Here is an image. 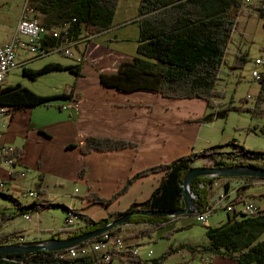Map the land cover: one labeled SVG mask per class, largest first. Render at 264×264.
<instances>
[{"label":"trees","instance_id":"trees-1","mask_svg":"<svg viewBox=\"0 0 264 264\" xmlns=\"http://www.w3.org/2000/svg\"><path fill=\"white\" fill-rule=\"evenodd\" d=\"M119 3L120 0L26 1L28 8L42 16L40 17L41 23L47 28L70 23L72 40L87 34L95 37L111 30ZM245 3L246 0H141L138 5L139 35L136 54L131 56L114 51L110 56H107L110 57L108 60L110 62H107V57L102 62L98 61L96 66L100 73L101 83L122 92L146 89V91L160 93L166 98L204 99L209 108L214 107L215 98L222 96V92L216 88V85L220 79L225 53H227L230 38H232L235 23H237L238 13ZM253 6L264 20V0ZM262 25L264 29V23ZM53 43L54 41H52ZM246 61V54L239 53L236 59L237 68H242ZM81 64L64 65L50 62L39 69L24 67L23 70L25 75L31 79H37L54 70H69L80 77L82 75ZM261 82L264 87V72ZM70 94L69 92L57 96L39 95L18 83L15 86H6L2 89L0 104L6 106L11 115L23 108L50 105L51 100L71 97ZM231 109L233 107L218 109L217 112L204 115L198 120L212 122L220 117L225 118ZM237 110H241V108ZM258 111L261 113L264 110L258 108L254 110L256 113ZM73 146L79 147L83 154H89L95 150H118L127 146H135V144L125 139L88 136L78 140L75 145H71V147ZM201 159L207 160V167L233 165L264 167V164L254 163L256 160L264 161V150H250L241 143L231 141L212 145L199 152H192L176 158L169 163L141 170L127 180L126 184L113 197L104 198L94 193H90L87 197L97 205L108 207L141 176L161 172L163 173L161 183L154 189L150 198L145 202H134L128 209L118 212L111 211L108 216L99 220L82 212L80 208L72 209L48 198L34 199L28 204H23L15 195L0 192V195L5 196L18 209L17 212L3 217V219L9 221L19 215L37 213L50 207L61 206L66 208L68 213L70 212L68 218H72L73 212L78 214L83 226L68 234L59 230L49 237L71 239L79 234L102 228L136 209L177 211L182 209L185 204L182 180L185 174L193 168V163L195 162L197 165ZM80 175L83 176L84 171L81 170ZM218 179L226 180L224 185L227 192L230 190V181L233 179L253 182L264 179V177H196L193 180V191L199 205L197 213L205 212L210 207L209 188ZM36 189L40 191V184L36 185ZM175 218L178 217L137 214L110 231L112 235H116L123 232L124 226L138 227L139 230L128 237H142L164 228L169 221ZM140 225L143 227L140 228ZM169 234L171 233L166 235ZM206 234L209 240L208 245L203 248L194 247L192 249L194 252H208L210 255L230 258L238 264H264V211L262 209L256 215L237 212L221 226L207 227ZM16 237L24 238V235L18 230L4 232L0 234V244L22 243L16 241ZM94 240H96V236L75 247L81 248ZM175 250L170 248L166 253H172ZM58 251L41 250L28 254L16 252L5 256L0 255V264H98L103 260L102 256H96L94 253L70 258L56 257ZM62 251L66 252L67 250L63 249ZM118 254L117 256L130 261H141L138 255L129 252L121 251ZM111 262L106 263L110 264ZM159 263L161 261L155 259L153 264Z\"/></svg>","mask_w":264,"mask_h":264},{"label":"crops","instance_id":"crops-1","mask_svg":"<svg viewBox=\"0 0 264 264\" xmlns=\"http://www.w3.org/2000/svg\"><path fill=\"white\" fill-rule=\"evenodd\" d=\"M138 19L137 13L136 23ZM127 22L128 20L121 23L126 24ZM16 26L17 24L6 39L0 43V46L11 41ZM111 31L112 29L106 33L98 34L91 42L87 43L84 42L83 35L79 39L73 40L71 50L78 55L75 58L77 62L74 64L82 63V75L80 77L69 70H54L43 74L53 73L52 75H54L55 72H69L71 78L69 77L67 89L63 93L70 92L71 97L53 99L50 105L23 108L9 117L0 119V132L2 133L0 147L4 144L15 146L18 150L15 169H30L29 173L32 169V172H34L32 175L27 173L26 176L11 175L9 167L0 156V178L8 184L9 190L7 193L18 197L21 203L28 204L33 201V198L31 201L27 200L29 197L28 192L36 189L37 184H40V191L36 189L40 193V198L48 199L51 198L47 197L46 187L51 181L55 183L56 187L59 186L60 188H64L65 185L77 184L81 188L76 187L75 190L82 191L80 209L94 219L99 220L108 216L111 211H122L128 209L134 202H145L150 198L154 189L160 185L163 173L154 172L141 176L108 207L93 203V200L87 197L90 193L104 198L113 197L126 184L127 180L137 172L158 164L169 163L181 156L199 152L212 146L211 139L207 140V143H204L200 149L197 145L202 135V124L210 123L198 120L200 117L209 114V107L205 100L199 98H166L160 93L146 91V89L122 92L114 87H106L101 83L96 64L98 61L102 62L105 57L114 52L112 46L115 40L111 38ZM115 37L117 39V34ZM124 37V35L119 36L120 39ZM136 41L138 46V38ZM97 48L102 51L93 55L92 51L95 53L94 49ZM90 53L91 58L88 56ZM31 60L23 51L20 53L18 63L25 68H30L28 63ZM50 62L64 65L71 63L55 60L54 58L46 61V63ZM7 77L4 87L7 86L5 84ZM53 77L51 80L56 83V77ZM61 94L43 93L44 96ZM74 102L78 104L77 108H65L66 105ZM249 131L257 133L256 128L253 130L250 128ZM88 136L125 139L134 143L135 146H127L118 150H95L89 154H83L79 147H71L78 140ZM231 141L239 143L235 137L225 142ZM81 170L84 171L83 176L80 175ZM235 180L230 181V190L227 192L224 185L225 179L215 180L210 185V206L216 205L213 212L223 211L226 214L217 213V227L224 224L235 213H243L240 205L236 206L235 212L227 211L225 206L228 203L237 204L241 200L249 199L264 211V179L254 180L253 182L244 181L242 184ZM18 181H23L20 182L21 186L28 185L29 187L27 192H23V195L27 197L26 200H22L11 189V183ZM244 185L248 186L245 187ZM241 187L243 188L240 189ZM224 195L226 201L221 200ZM6 201L7 204L0 206V213L5 214L6 212L5 215L8 216L18 211L10 200L6 198ZM52 201L66 205L64 202ZM32 215L33 213L26 214L23 215V218L30 221ZM181 217L169 221L161 229H164V231L160 233V236L167 234L171 229L174 230L177 220ZM14 219L9 220V222ZM123 231L126 234L135 232L130 231L126 226H124ZM128 240L136 247L138 244L144 243L141 236H130ZM170 248L173 247L170 246ZM139 254L140 250H138V256L142 260ZM199 254L203 258L204 252L200 251ZM147 256H150L148 252ZM116 258L125 262V264H142L141 261H130L121 256H116L114 259ZM114 259L110 264H113ZM202 261L204 260L202 259ZM209 262L210 264H238L230 258L216 255H210ZM103 263L108 264L105 261L98 264Z\"/></svg>","mask_w":264,"mask_h":264},{"label":"rangeland","instance_id":"rangeland-1","mask_svg":"<svg viewBox=\"0 0 264 264\" xmlns=\"http://www.w3.org/2000/svg\"><path fill=\"white\" fill-rule=\"evenodd\" d=\"M26 1L27 0H0V43L14 30L26 6ZM140 1L141 0H120L118 4L116 12L117 18L114 21L116 25H113L114 27L110 34L111 38L115 40L112 47L114 51L118 50V53L122 52L131 56L136 54V40L139 35V27L138 23L135 22V18L137 17ZM260 2L261 0L246 2L238 13L237 23H235L232 38H230L227 53H225L220 79L216 85V88L222 92V96L215 98V106L209 108V113H215L218 109L229 107H233V109L229 111V114L224 119L220 117L213 122L202 124V135L197 143L198 149H200L204 143H207L209 139L213 142L211 145H216L224 144L226 143L225 141H230L235 137L239 143L243 144L246 148H250V150H264V133L261 131L264 127V111L261 113H259V111L257 113L254 112L257 108L259 110H264V87L261 81L253 77L254 70L261 73L264 72V65L256 63L258 59H264L263 19L253 6L254 4L258 5ZM34 16L41 21V15L34 14ZM126 20H128L126 24L121 23ZM116 34L117 39L115 37ZM123 35L125 37L120 39L119 36ZM94 50L96 52L94 53V51H92L93 55L102 51L100 48ZM239 53H245L247 57V61L242 68H237L236 66L237 54ZM75 55L77 54L75 53ZM88 56L91 58V53ZM115 57L113 58L116 59ZM50 58L63 62H71V65L77 62V59H72L71 57L54 52L46 57H35L28 65L32 69H39L42 68L45 65L44 63ZM108 60H110V57H107V62H110ZM23 69L24 67L21 65L16 67L10 73L9 77H7L5 84L10 87L20 83L24 85V87L39 93V95H43V93L46 92L61 94L67 89L70 77L69 72H55L56 74L54 73V75L50 73L48 75H42L41 77L39 76L37 79H31L29 76L25 75ZM53 76L56 77V83L51 80V78H54ZM239 108H241V110H237ZM250 128L251 130L256 128L257 133H251L249 131ZM254 163L263 165L264 161L256 160ZM205 164H207V160L204 159L199 160L197 163V165ZM33 173L31 169L29 175ZM239 180L241 179H236L235 181L240 182V184L245 181ZM20 182L23 181L11 183V189L17 196L21 197L22 200H26L27 197L23 195V192H27L29 187L28 185L21 186ZM54 184L55 183L51 181L46 187L48 191L47 197H50L51 201L64 202L67 207L72 209L80 208L82 191H76L75 188H81V186L70 184L65 185L64 188H60L59 186L56 187ZM27 200L31 201L32 198L28 197ZM4 204H7L6 197L0 195V206ZM217 213L218 212H213L209 216L207 224L195 221V218L190 215H184L182 216L183 218L180 216L181 218L177 220L175 229H171L169 231L171 234L168 236L166 234L160 236V233H162L164 229L156 230L151 235L142 236L141 239L144 240V243H140L137 246V249L140 250L139 255L142 258V264H153L155 259L161 261L159 264H210V255L208 252H204L202 258L199 252H194L192 249L194 247L203 248L208 245L209 240L206 236L207 227L217 226ZM5 214L0 213V234L18 230L21 234L23 233L24 238L16 237L15 240L24 242L49 238V236L63 228L65 217L68 218L70 212L68 213V211L61 206H56L33 213L30 221L25 220L23 216L19 215L10 222L3 219V217L7 216ZM218 214L225 213L220 211ZM126 228L130 231L139 230L138 227L132 226ZM170 246L178 250L172 253H166ZM179 249L182 250L180 251ZM150 251V256H147V252L149 253ZM202 259L204 261H202ZM113 264H125V262L116 258Z\"/></svg>","mask_w":264,"mask_h":264},{"label":"built area","instance_id":"built-area-1","mask_svg":"<svg viewBox=\"0 0 264 264\" xmlns=\"http://www.w3.org/2000/svg\"><path fill=\"white\" fill-rule=\"evenodd\" d=\"M251 0H246L250 2ZM32 9L28 8L27 5L24 7L22 14L18 20L15 31L11 41L0 46V94L4 88V82L8 74L19 65L20 53L25 51L29 56V60L35 57H46L54 52L60 53L64 56L76 58L75 53L72 49L73 40L70 36V23H63L60 26L47 28L41 21L34 16ZM84 42H91L94 38L92 35L87 34L84 36ZM52 41L54 43L52 44ZM257 64L264 65V59H258ZM25 64V63H24ZM254 79L261 81L262 73L254 70ZM78 104L76 102L66 105L65 108H77ZM9 117L8 108L0 104V119ZM0 137L2 133L0 132ZM17 153L18 150L15 146H10L4 144L0 147V156L3 158V162L9 167V173L11 175H21L26 176L30 169L16 170L17 163ZM205 167L206 164L204 165ZM8 184L5 180L0 178V192H8ZM29 197L34 199H40V193L36 189L30 190L28 192ZM222 201H226V196H222ZM240 205L241 211L247 213L248 215H256L261 211L258 205L249 199L241 200L237 204L228 203L226 204L227 211H236V206ZM216 205L208 207L205 212L196 213L194 215V220L201 222L202 224H207V219L215 209ZM78 214L73 212L72 218L65 217V223L61 230L65 231L66 234L76 228L83 226L79 220ZM28 218V216H26ZM141 226V225H140ZM139 226V227H140ZM129 227V226H128ZM143 225L141 226V228ZM134 233V232H133ZM132 234V233H130ZM120 232L116 235H112L111 231L108 230L96 237V240L90 244L83 247H70L66 252L59 250L56 253V257L70 258L83 256L94 253L96 256H102L105 262H111L113 259L119 255L121 251L129 252L133 255H138V249L136 246L129 242L128 235ZM151 251L149 252V255Z\"/></svg>","mask_w":264,"mask_h":264},{"label":"water","instance_id":"water-1","mask_svg":"<svg viewBox=\"0 0 264 264\" xmlns=\"http://www.w3.org/2000/svg\"><path fill=\"white\" fill-rule=\"evenodd\" d=\"M198 176L204 177H240V176H249V177H264V167L259 166H229V167H219V166H210L205 167L204 165H195L193 163V168L190 169L184 176L182 180V190L184 197V207L177 211L167 210V211H157L152 209L142 210L136 209L130 212L129 214L120 217L119 219L112 221L105 225L102 228L95 229L83 234H79L71 239L65 238H46L44 240H29L22 243H12V244H0V255L13 254L16 252L19 253H32L38 252L41 250H50L58 251L62 249H68L70 247L81 244L82 242L97 237L100 234L112 230L117 226L122 225L127 222L130 217L142 214L147 216H168L172 215L173 217H179L183 215H194L199 210V205L197 203V196L193 191V180Z\"/></svg>","mask_w":264,"mask_h":264}]
</instances>
